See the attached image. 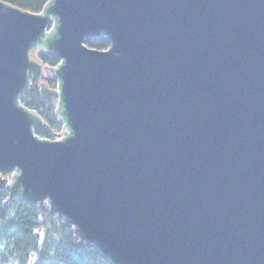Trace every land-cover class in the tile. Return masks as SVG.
Wrapping results in <instances>:
<instances>
[{
  "label": "water",
  "instance_id": "water-1",
  "mask_svg": "<svg viewBox=\"0 0 264 264\" xmlns=\"http://www.w3.org/2000/svg\"><path fill=\"white\" fill-rule=\"evenodd\" d=\"M39 47L58 141L21 104ZM4 188L114 264H264V0L0 1Z\"/></svg>",
  "mask_w": 264,
  "mask_h": 264
},
{
  "label": "trees",
  "instance_id": "trees-1",
  "mask_svg": "<svg viewBox=\"0 0 264 264\" xmlns=\"http://www.w3.org/2000/svg\"><path fill=\"white\" fill-rule=\"evenodd\" d=\"M20 10L41 14L51 0H0ZM86 45L105 51L110 48L106 36L89 39ZM45 65L55 68L57 56L41 54ZM50 84L56 86L54 77ZM27 110L43 120L45 126L55 128L60 122L53 101L42 99L40 88L34 84L21 99ZM36 134L51 138L46 127ZM0 264H114L91 243H82L75 236L71 224L53 214L45 205L34 204L8 188L0 189Z\"/></svg>",
  "mask_w": 264,
  "mask_h": 264
},
{
  "label": "flooded vegetation",
  "instance_id": "flooded-vegetation-1",
  "mask_svg": "<svg viewBox=\"0 0 264 264\" xmlns=\"http://www.w3.org/2000/svg\"><path fill=\"white\" fill-rule=\"evenodd\" d=\"M44 48L42 47V48H38L37 50H35V51H33L32 53H31V57H33L32 55H34V57H35V59L34 60H36L38 63H40V64H42V66H43V73H42V77H41V79L40 80H35V79H33L32 81H31V86H30V88L34 85V84H37L38 85V87L41 89V85L42 84H45V85H47L50 89H53L54 90V88L51 86V85H49L50 84V77H52L51 76V74H49L50 72H49V70L51 69V67L50 66H48V65H45L44 63H43V60L41 59V54H45L46 56H48V57H53V56H56V55H54V54H49V53H47V52H44V50H43ZM45 65V66H44ZM46 67V68H45ZM48 71V72H46V70ZM46 73H48V74H46ZM48 75V76H47ZM25 96V95H24ZM23 96V97H24ZM23 97H22V99H23ZM48 101H53V100H48ZM53 102H56V101H53ZM38 116V115H37ZM45 128V127H44Z\"/></svg>",
  "mask_w": 264,
  "mask_h": 264
},
{
  "label": "rangeland",
  "instance_id": "rangeland-1",
  "mask_svg": "<svg viewBox=\"0 0 264 264\" xmlns=\"http://www.w3.org/2000/svg\"><path fill=\"white\" fill-rule=\"evenodd\" d=\"M50 30H48V32H49ZM33 57V59H35V57H34V55H32ZM45 66V65H44ZM46 68V67H45ZM44 68V69H45ZM46 70V69H45ZM46 72H48L47 70H46ZM46 74H48V73H46ZM50 74V73H49ZM48 76V75H47ZM52 77H54L53 75H51ZM55 80H57L56 78H55ZM57 86H58V80L56 81V86H55V88H54V90H56L57 89ZM54 105H55V111H57L58 110V108H59V101H56V102H54ZM35 114V113H34ZM44 127H46L47 129H49L50 130V132H51V135H53L50 139L49 138H43V137H39L38 135V137L39 138H41V139H44V140H51V141H58V140H61V139H63V137H64V130H65V126H64V124L61 122V123H58L57 124V126L55 127V128H52V127H49V125L48 124H46V126H45V124H44ZM66 131V130H65ZM10 178V179H9ZM8 180H9V184H11L12 183V178L11 177H8Z\"/></svg>",
  "mask_w": 264,
  "mask_h": 264
},
{
  "label": "built area",
  "instance_id": "built-area-1",
  "mask_svg": "<svg viewBox=\"0 0 264 264\" xmlns=\"http://www.w3.org/2000/svg\"><path fill=\"white\" fill-rule=\"evenodd\" d=\"M60 64H61V63H60ZM60 64H59L57 67H59V66H60ZM65 130H66V131H65ZM65 130H64V132H67V129H65Z\"/></svg>",
  "mask_w": 264,
  "mask_h": 264
},
{
  "label": "bare ground",
  "instance_id": "bare-ground-1",
  "mask_svg": "<svg viewBox=\"0 0 264 264\" xmlns=\"http://www.w3.org/2000/svg\"><path fill=\"white\" fill-rule=\"evenodd\" d=\"M57 90V89H56ZM50 139V138H49ZM45 206H47V205H45ZM48 207V206H47Z\"/></svg>",
  "mask_w": 264,
  "mask_h": 264
}]
</instances>
